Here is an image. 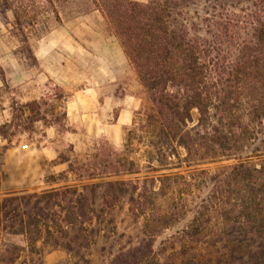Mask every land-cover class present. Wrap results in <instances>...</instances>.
<instances>
[{"label":"trees","instance_id":"obj_1","mask_svg":"<svg viewBox=\"0 0 264 264\" xmlns=\"http://www.w3.org/2000/svg\"><path fill=\"white\" fill-rule=\"evenodd\" d=\"M95 12L143 89L139 117L122 149L100 140L83 158H61L77 180L100 181L0 200L4 229L87 263L97 212L127 198L128 212L143 222L136 241L111 253L107 264H161L154 239L182 214L194 215L174 237L175 258L191 251L194 259L206 256V264L212 255L224 263L264 264V0H0V18L11 15L18 51L33 63L31 35ZM66 102L56 86L38 99L12 101L0 137L8 146L39 125L67 131ZM134 134L159 169L183 164L194 171L142 182L103 180L139 173L127 156ZM229 160L235 163L214 172L198 167ZM207 182L212 186L205 197L193 204L184 199ZM200 242L210 251L202 253Z\"/></svg>","mask_w":264,"mask_h":264},{"label":"rangeland","instance_id":"obj_2","mask_svg":"<svg viewBox=\"0 0 264 264\" xmlns=\"http://www.w3.org/2000/svg\"><path fill=\"white\" fill-rule=\"evenodd\" d=\"M11 23L10 14L7 19L0 18V124L9 119L12 101L25 103L38 99L56 86L67 96L68 130L57 132L54 127L39 125L35 133L21 134L8 146L0 137V200L67 185L80 189L84 184L100 181L77 180L61 158H83L100 140L109 142L116 149L123 148L127 131L133 126V119L137 121L145 100L135 71L115 38L103 29L97 12L62 25L52 24L49 30L31 35L29 44L36 59L34 63L18 51L19 42L10 32ZM122 108H128L131 117L125 125L113 131L112 125ZM131 137L132 151L127 152V156L137 163L139 173L111 176L103 180L142 182L146 177L157 178L162 173L188 175L194 171V167L183 164L175 169H159L156 161L148 162L149 155L138 134ZM179 152L183 156L184 152ZM232 163L235 161H220L198 167L214 172ZM157 186L158 182L154 187ZM211 186V182L193 186L191 192L184 193L183 197L189 204L196 203L207 195ZM178 192L180 190L175 194ZM128 208L127 198H123L113 208L97 212V236L87 250V263L62 249L42 245L41 241L29 245L23 235L8 233L4 229L6 222L0 219V264H107L111 253L129 242H135L139 234L143 216L136 219ZM193 215L182 214L176 224L155 237L153 251L161 264H206V256L202 260L194 259L197 252L190 251L178 259L172 253L179 250V243L174 237ZM199 246L202 253L210 251L203 242ZM8 247L10 250L4 252ZM207 264L240 263H224L212 255V260Z\"/></svg>","mask_w":264,"mask_h":264},{"label":"crops","instance_id":"obj_3","mask_svg":"<svg viewBox=\"0 0 264 264\" xmlns=\"http://www.w3.org/2000/svg\"><path fill=\"white\" fill-rule=\"evenodd\" d=\"M133 1H139V2H145L146 0H133ZM131 111L127 108H122L120 110L119 115L116 118L115 123H113V131L117 130V127H122V125H125L128 121V119H130L131 117ZM125 119V120H124Z\"/></svg>","mask_w":264,"mask_h":264}]
</instances>
